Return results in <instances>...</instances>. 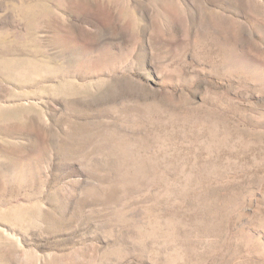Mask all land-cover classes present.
Masks as SVG:
<instances>
[{
	"label": "rangeland",
	"instance_id": "1",
	"mask_svg": "<svg viewBox=\"0 0 264 264\" xmlns=\"http://www.w3.org/2000/svg\"><path fill=\"white\" fill-rule=\"evenodd\" d=\"M0 264H264V0H0Z\"/></svg>",
	"mask_w": 264,
	"mask_h": 264
}]
</instances>
